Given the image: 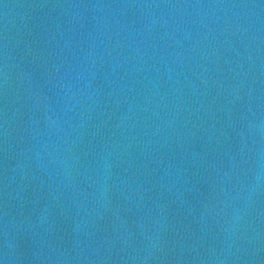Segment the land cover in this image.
I'll return each mask as SVG.
<instances>
[{
    "label": "water",
    "instance_id": "1",
    "mask_svg": "<svg viewBox=\"0 0 264 264\" xmlns=\"http://www.w3.org/2000/svg\"><path fill=\"white\" fill-rule=\"evenodd\" d=\"M0 264H264V0H0Z\"/></svg>",
    "mask_w": 264,
    "mask_h": 264
}]
</instances>
